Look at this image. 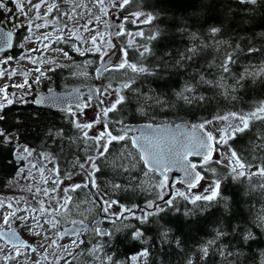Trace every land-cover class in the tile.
Instances as JSON below:
<instances>
[{"label": "snow or ice", "instance_id": "obj_1", "mask_svg": "<svg viewBox=\"0 0 264 264\" xmlns=\"http://www.w3.org/2000/svg\"><path fill=\"white\" fill-rule=\"evenodd\" d=\"M258 3L264 6V0H230L219 21L208 20L207 5L191 16L172 18L175 30L188 40L184 50L174 54L155 50L153 42L171 35L172 25L164 10H157L151 0H0V12L21 20L18 27L28 33L23 41L37 45L19 57L36 66L32 82L29 73H23L22 83L0 87V121L6 119V108L24 102L33 84L49 78L43 65L70 66L54 57L45 59L46 53L59 52L64 60L75 63L70 52L58 45L68 46L81 57L97 55L103 65L95 70L100 76L105 72L120 74L115 83L95 88L84 102H79L77 93L75 106L61 107L64 100L49 88V95L38 102L48 100L61 108L69 129L47 130L39 148L13 142V133L0 127V152L5 145H12L13 157L7 161L16 168L12 180L18 176L30 182L21 190L32 194V203L23 197H13L11 202L0 199V209L8 213L0 215L5 225L19 221L30 235L40 238L37 247L20 239L15 231L0 233V239L11 244L7 249L0 247L3 264L27 261L40 248L45 250L40 253L44 261H48V248H62L67 256L75 257L74 250L89 243L78 238L85 233L97 238L87 247V254L97 264H149L153 248L160 256L159 264H169L170 249L183 253L185 264H209L210 260L212 264H243L242 258H247L253 244L264 240V98L243 106L244 96L253 86H264V67L240 68L239 54L264 52V48L257 49L244 40L231 25L237 15L252 12L251 6ZM145 25L149 26L147 33ZM84 33L92 35L85 38ZM120 37L124 39L113 42ZM11 40L9 32L4 47L11 48ZM19 46L24 47L23 43ZM14 59L5 53L0 65ZM178 65L185 66L183 80L167 81L174 86L166 93L145 90L138 83L141 77L163 80L173 75L172 69ZM6 73L9 80L17 75L15 70L0 67V79ZM9 88L25 91L17 100ZM93 98L95 118L82 119ZM161 109L183 113L187 119L182 118L175 129L152 123L140 129L129 119L136 115L153 119ZM240 139L248 141L246 150L238 147ZM173 172L182 174L176 183L183 184L184 191L173 190L169 183ZM77 176L82 180L73 183ZM81 190H87L85 198L74 200L71 194ZM41 194L43 199L37 200ZM88 204L98 209V220L91 225L71 220L70 230H59L73 211L87 219L92 208L82 205ZM105 221L114 227L102 228ZM200 234L206 238L195 239L189 248L190 240ZM120 235L137 248L131 255L125 253L123 259L115 251ZM65 236L72 237L68 247L58 243ZM45 240L49 243L44 244ZM260 257L264 264V248ZM60 259L71 264L64 256ZM32 264H41V260L33 259Z\"/></svg>", "mask_w": 264, "mask_h": 264}, {"label": "trees", "instance_id": "obj_2", "mask_svg": "<svg viewBox=\"0 0 264 264\" xmlns=\"http://www.w3.org/2000/svg\"><path fill=\"white\" fill-rule=\"evenodd\" d=\"M152 3H155L157 6V10L163 9L164 15L168 17L167 23L172 25V18H176L177 20L180 17L191 16L194 10H198L202 5H207L209 8V21H219L220 13L225 10L230 0H151ZM9 7H14L9 4ZM233 7L237 6L233 4ZM253 7V11L250 13H240L236 16L233 21L231 27L234 29V32L238 31L244 40L250 41L255 45L257 49L264 48V6H261L258 3ZM246 16L253 17L251 20H248ZM9 17L12 19L16 18L12 13L0 12V24L7 26L4 22L8 20ZM239 25L237 28L236 26ZM129 28L135 30V26L127 25ZM147 33L149 30V26H142ZM137 30V29H136ZM17 40L16 46L14 50L7 53V55H11L14 58H18V55L22 52L21 48L18 46V43L23 40L22 38L26 35V32L23 28H17L16 32ZM121 38V37H120ZM119 38V39H120ZM243 42V41H242ZM155 44V50L157 53H162L167 49L168 51L173 52L174 54L183 51L184 48L188 44V40L186 36L181 35L179 32L175 30V26L171 27V35L164 37L162 40L153 42ZM62 47V46H59ZM65 50L69 51L70 54L74 57L75 62L78 61L80 63L84 57L79 55H74L70 50H68V46H63ZM130 50V56H134ZM87 60H90V67L92 69L93 74H89L87 78L74 79L71 73V67L60 68L57 67L55 71L49 72L48 80H50L52 89H67L71 87L73 84L83 83L89 84V78H95L96 67L92 66L96 62H98L99 57L97 55L88 54L85 56ZM239 59L241 61L239 67L240 68H250L256 69L258 67H264V52L255 51V52H242L239 54ZM64 64H69L71 62L64 61ZM185 71L184 65H178L174 69H172L173 75L165 76V79H159L157 77H141L138 80V83H142V88L148 91H155L159 89L161 93L168 92L169 87H173L174 84L168 85L167 81L171 80L173 82L182 81L183 76L181 73ZM119 73L107 72L101 76L102 80L100 81L103 84L112 82L115 83V77L119 76ZM146 80V82H145ZM45 89V88H44ZM264 98V86H253V89L248 91L244 96V107H248L255 100ZM19 100V99H18ZM17 102L12 106L5 109L7 113L6 119L4 121H0V127H3L5 130L10 131L12 133L18 132V138L13 140V142L19 140L20 144L29 145V147H40L42 141L46 139V131L49 129H58L65 128L69 129V125L67 123V116L63 111H51V109L39 108L32 104L31 101L27 102ZM241 105H237L240 107ZM151 115V114H150ZM182 118L187 119V117H183V113H178L175 110H158L154 114L153 119L145 118L141 115H136L134 118L129 117L132 123L146 122V123H172L176 124V122L182 121ZM248 145V141L245 139H240L238 141V147L246 150ZM118 148L119 145H116ZM12 145H5L4 151L0 152V193H5L7 190L13 185L15 180H12L13 176L16 175V168L14 165L7 163L8 160L12 159ZM200 170V169H199ZM158 178V177H157ZM156 179V178H154ZM11 181V183H10ZM247 207V206H245ZM112 229L114 225L107 226ZM211 226H208V230L210 231ZM206 237L203 234L198 235L197 237L190 240L189 248L194 246L195 239H205ZM88 240V239H87ZM86 240V241H87ZM88 244H84L82 249L84 251L80 252L79 258L76 261H72L71 264H97V262L93 261V258L87 254V247H90L91 242L88 240ZM118 247L115 249L116 254L120 256L121 259L124 258V254L127 255L133 254L137 248H133L131 245L125 242V239L122 235L117 238ZM139 247V246H137ZM264 248V240L256 241L253 246L251 252L246 253L247 258L243 259V264H260V249ZM171 252L168 255L167 260L169 264H185V256L183 253L179 251ZM160 256L157 254V249H152V254L149 258V264H159ZM209 264H212V261H209Z\"/></svg>", "mask_w": 264, "mask_h": 264}, {"label": "rangeland", "instance_id": "obj_3", "mask_svg": "<svg viewBox=\"0 0 264 264\" xmlns=\"http://www.w3.org/2000/svg\"><path fill=\"white\" fill-rule=\"evenodd\" d=\"M4 22L6 23V25L10 26L11 30L14 32L17 28H20V27H18V25L21 23V20L17 19V17H16L15 19L14 18L13 19L10 18L8 20H5ZM25 23H26V21H25ZM126 27H128V26H126ZM23 29H24V31L26 32V35H27L28 33H27L26 29L25 28H23ZM129 29H131V28H129ZM101 30L102 31H106V32L110 31V29H104V28H102ZM131 30L135 31L136 29L135 30L131 29ZM41 31H49V30L41 29ZM65 35H67V33H65ZM83 35H84L85 38H87L88 36L92 35V33H84ZM122 39H124V37H121L120 39L116 38V40L114 39L113 42L114 43H119V40H122ZM20 43H23V45H24L23 49L19 46ZM18 46L22 49V52L18 55V58H15L14 60L10 61L8 65H0V67L6 68L8 70H15L17 75L15 77H13L11 80H9V79H7V73H6L5 74V78L4 79H0V87H3L4 84H6V83L7 84L22 83L23 79H24L23 73H29V75H28L29 83H31L32 80L37 75V73L33 70L36 67L35 65H32L27 60H20L19 59V57L21 55H23L24 51H26L29 48L36 47L37 45L34 44V43H28V42H24L23 40H21L18 43ZM58 46H62L63 47L64 45H58ZM54 47H57V45H54ZM88 47H90V45L85 46V50H87ZM68 50H70V49L68 48ZM72 53L74 55H77L74 52H72ZM32 55L35 57V56H37L39 54L38 53H33ZM49 57H54L55 59L60 61V63H63L65 61L63 56H62V54H60L59 52H48V53H46L45 54V59H47ZM0 58H2L1 55H0ZM89 61L90 60H87L86 57L84 56L83 60L80 63H78V61H76L75 63H69V65H70L69 67H71V70L73 72H77V73L85 72V73H87V75H72L74 77V79L77 80V79H81V78H85V77L87 78L88 77V69L90 67L89 66L90 65ZM48 67L57 68L56 65H46L45 64V65H43V70L46 71L47 73H48V71H47ZM47 76H48V74H47ZM44 88L46 90L49 89V88H52L51 82H50V80H48V78H42L41 79V83L39 85L33 84L32 85V89L28 90V95L31 92H35L36 94H38V93L41 94L43 91H46ZM9 91L12 92V93H16V99L18 100L19 97L21 96V94L23 93V91H25V90L9 88ZM85 112H86V116L83 117L82 119H84V118H86L88 120L94 119L95 116H96V102L92 101V107L86 109ZM97 127H99V126H97ZM95 131H96V129H93V132H95ZM16 138H17L16 134H13V136L11 137L12 140H16ZM21 145L25 146L23 144H21ZM20 150L22 151V148ZM37 179H39V177H37ZM81 180H82V177L77 176L72 182L76 183V182H80ZM26 183H30V182L22 181L17 176V178L14 181L13 185L7 190V192L0 193V199H3L5 201H7V202H11V199L13 197H16V198L23 197V198H26V200L29 203H32V194L29 193L26 190H21L22 185L26 184ZM173 186H174L173 190H175V189H179L181 191L185 190L183 184H180V183H176L175 184L174 183ZM73 194H76V193H73ZM36 199L37 200L38 199H43L42 194H41V196L37 197ZM33 206L38 207V205H36V204H34ZM55 206H56L55 202H52V207H55ZM82 207H91L92 208L91 212L93 213V210H94L93 206L82 205ZM0 213H2L3 215L8 214L7 211L3 210V209H0ZM3 215H0V229L1 228H6L7 230H10V228H16L19 231V233L23 235V237L25 239L31 240V242H32V244L34 246H37V247L39 246V243H40V238L39 237H34V236L30 235L28 233V231L26 230V228L23 226V224H21L19 221L12 220L10 222V225H11L10 227H9V225H5L4 222H3ZM84 219H85L84 216H81L80 214H78V212L73 211L70 214V216L68 217V220L62 223V225L60 226L59 230L62 231L65 227L71 226V225H69V224H71L70 223L71 220H75V221L79 222V221H83ZM53 238H55V237L53 236ZM71 238L65 237L63 240L58 241V243L60 245L64 246V247H68L70 245ZM78 238L81 239V237H78ZM43 243L44 244H48L49 241L45 240V241H43ZM82 245L80 246V248L74 250V252L77 253V255H75V257L67 256V253H64L62 248H60V249L48 248L47 252H46V254L48 255V261H44L43 257L40 255V253H43L45 250L43 248H40L39 252L37 254H35V255H30L28 257L27 261H24L23 259H21L19 262L16 261V260H12V261H9V264H32V260L33 259H40L41 260V264H49V261H51V262H53V264H55V260L59 259L60 260V264H62L63 263L62 261L64 259H60V256L66 257V259L70 260L71 262L72 261H76L79 258V255L81 254L80 252H82V250H83L82 249ZM0 247H4L5 249L10 248L8 246V244H6L2 240H0ZM69 250L73 251V249H71V248ZM0 255H2V253H0ZM0 264H3V261H0ZM64 264H66V262Z\"/></svg>", "mask_w": 264, "mask_h": 264}, {"label": "water", "instance_id": "obj_4", "mask_svg": "<svg viewBox=\"0 0 264 264\" xmlns=\"http://www.w3.org/2000/svg\"><path fill=\"white\" fill-rule=\"evenodd\" d=\"M12 33L11 30H9L8 28H6L5 26H3L2 24H0V47H3L4 48V51L3 52H0L1 54H3L4 52H8V51H11L13 48H14V41L16 40V35L15 33H12V40H11V43H12V47L11 48H8V47H4V43H5V37L7 35V33ZM115 38H113L114 40ZM107 60V59H105ZM103 65L100 63V67H102ZM99 68V67H98ZM96 75H100L99 73H97ZM94 90V88H91V87H87V86H84L83 84H77V85H73L71 88H69L68 90H65V91H62V90H56L54 89L55 91V94L59 97H61L63 100H64V103L61 105V107H68L69 105H72V106H75V104L78 102L76 100V95L77 93H79V96L81 97V100L79 102H84L86 98L89 97L90 93ZM49 95L48 91L44 92V93H41L40 95L38 94L35 99L33 100V105H36L37 107L39 108H46V109H51V111H54V110H61V108H58V107H54L52 106L51 102L48 101V100H45L43 103H40L38 102L39 101V98L42 97V96H47ZM96 100V99H95ZM152 123V122H151ZM137 128H140V129H143L145 127L146 122H139V123H133ZM154 126H167V127H170V128H173L175 129L177 125H180L181 124V121L179 122H176V124H172V123H168V122H164V123H152ZM196 157H193V160L194 161H197ZM198 170V169H197ZM182 177V174L180 173H169V183L170 184H174L177 180H179L180 178ZM100 218V217H99ZM98 220V219H97ZM96 221V220H95ZM89 225V224H88ZM73 227V225L71 226H67L65 227L64 229H71ZM63 229V230H64ZM62 230V231H63ZM9 231H15L17 233V236L24 240L25 242H28L30 243L28 240L24 239V237L21 236V234L19 233V231L16 229V228H10V230H7L6 228H1L0 229V233H3V232H9ZM83 234L80 236L82 237ZM65 237H69V236H65ZM71 238V237H69ZM2 241H4L6 244H8L9 247H11V244L8 243L6 241V239H0Z\"/></svg>", "mask_w": 264, "mask_h": 264}, {"label": "flooded vegetation", "instance_id": "obj_5", "mask_svg": "<svg viewBox=\"0 0 264 264\" xmlns=\"http://www.w3.org/2000/svg\"><path fill=\"white\" fill-rule=\"evenodd\" d=\"M14 32H16V30L14 31ZM17 35V34H16ZM24 36H26V35H24ZM23 39V38H22ZM17 40V39H16ZM16 40H15V43H14V45L16 44ZM16 46V45H15ZM15 48V47H14ZM22 50V49H21ZM5 53L7 54V53H9V51L8 52H4L3 54H2V57L5 55ZM92 66H94V67H96V68H98L99 66H100V62H99V60H98V62H96L95 64H93ZM96 70V69H95ZM107 72H105L104 74H106ZM47 74H49V72L47 73ZM89 74H93V72H92V69L91 68H89L88 69V76H89ZM97 74V73H96ZM95 74V78H93V77H90L89 78V84H85V86H87L88 88L89 87H91V88H97V87H99V86H101V84H103V83H101L100 81L102 80V78H101V76L100 75H96ZM86 78V77H85ZM88 79V78H87ZM106 85V84H105ZM54 89V88H53ZM46 90V89H45ZM48 90V89H47ZM46 90V91H47ZM43 92H45V91H43ZM36 95V93L35 92H31V93H29V95H27L25 98H24V101H26V99L28 100L27 102H29V101H31L32 102V100L34 99V96ZM85 100H87V99H85ZM92 101H94V102H96V100H95V98H93L92 99ZM13 134H16V133H13ZM17 138H18V136H17ZM20 143V142H19ZM25 146H29V145H25ZM32 148H35V147H33V146H31ZM36 148H39V147H36ZM86 192H87V190H81L79 193H76V194H71V195H73V197H74V200L78 197L79 199H81V200H83L84 198H85V194H86ZM90 199V198H89ZM89 206H92L91 204H88ZM87 215V219H84L83 221H84V223L85 224H89V225H91L93 222H95V220H97V219H99V215H98V209H96L95 207H94V210H93V213L91 212V213H87L86 214ZM110 224L111 223H109V222H107V221H105L104 223H102L100 226L103 228H107V229H109V230H111L110 228H108L107 226L109 225L110 226ZM69 225H72V224H69ZM111 225H113V224H111ZM81 239H83V240H89L91 243H94L95 242V240L97 239L96 237H95V234L94 233H85V234H83V236L81 237ZM87 240V241H88ZM30 242H31V240H29ZM86 241V242H87ZM32 243V242H31ZM84 245V244H83ZM82 245V246H83ZM63 263L62 264H64L66 261H65V259L62 261Z\"/></svg>", "mask_w": 264, "mask_h": 264}]
</instances>
